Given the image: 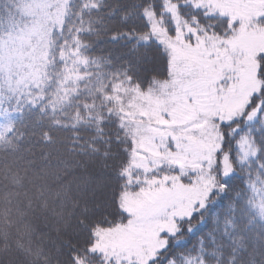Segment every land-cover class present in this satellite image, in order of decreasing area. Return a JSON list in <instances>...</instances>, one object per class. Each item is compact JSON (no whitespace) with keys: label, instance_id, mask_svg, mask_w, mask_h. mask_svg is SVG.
Instances as JSON below:
<instances>
[{"label":"snow or ice","instance_id":"1","mask_svg":"<svg viewBox=\"0 0 264 264\" xmlns=\"http://www.w3.org/2000/svg\"><path fill=\"white\" fill-rule=\"evenodd\" d=\"M0 264H264V0H0Z\"/></svg>","mask_w":264,"mask_h":264},{"label":"trees","instance_id":"2","mask_svg":"<svg viewBox=\"0 0 264 264\" xmlns=\"http://www.w3.org/2000/svg\"><path fill=\"white\" fill-rule=\"evenodd\" d=\"M202 231H203V230H202ZM196 238H197L196 235H192V236H190V237L188 238V240L186 241V245H187L188 247H191V245L195 243Z\"/></svg>","mask_w":264,"mask_h":264}]
</instances>
